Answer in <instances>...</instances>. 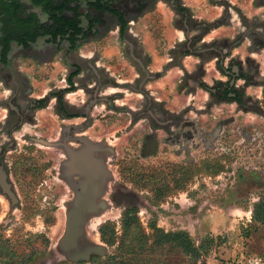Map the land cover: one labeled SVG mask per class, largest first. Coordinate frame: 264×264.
I'll return each instance as SVG.
<instances>
[{
    "label": "rangeland",
    "instance_id": "obj_1",
    "mask_svg": "<svg viewBox=\"0 0 264 264\" xmlns=\"http://www.w3.org/2000/svg\"><path fill=\"white\" fill-rule=\"evenodd\" d=\"M19 1L27 11L38 14L40 21L45 20V16L30 6L28 0ZM77 12L82 26L85 24L84 13L103 16L95 14L84 1L79 3ZM128 42L135 47L134 42ZM42 43V39H37L24 51L12 43L7 65L0 70V99L11 94L9 83L2 86V79L16 82L30 71H43L37 65L29 64L26 57L37 56ZM224 46H227L226 42H217L210 47ZM120 47L124 52V46L120 44ZM184 49L185 46H179L172 50V60L177 61ZM67 59L74 62L69 56ZM233 65L240 68L250 84H259L252 80L255 73L252 60H235ZM80 67L83 69L81 76L91 78L85 64ZM198 75V70L183 75L180 91L193 94L190 79ZM59 78L52 82L57 83ZM20 82L16 85H22ZM94 83L92 79L87 82L82 79L77 85L91 95ZM114 89L120 92L118 96L130 95L123 86ZM110 91V88L103 89L100 96H106ZM249 92L243 94L242 108L230 102L213 106L214 99L198 93L191 99L193 105L178 114L148 101L141 110L139 103L131 97L121 108L112 104L111 97L106 98L108 106L95 105L92 126L84 136L106 151L99 154L106 169L99 198L105 203V209L87 219L81 242L104 245L106 254L98 258L100 261L117 254L121 234L136 232L145 236L140 264H146L145 260L151 256L147 254L151 228L163 233H186L194 246L202 245L203 264H229L234 248L242 242L248 252L264 258V225L253 224L250 220L253 204L264 198L263 82ZM83 93L87 92H79L80 95ZM127 108L139 113L130 115ZM39 114L35 115L36 121L50 122V133L38 127H24L16 135L18 146L23 143L17 139L21 134L34 133L44 136L46 141L55 139L59 122L52 108L48 107ZM144 114L152 115L153 120L142 116ZM182 131L185 132V145L177 137ZM30 146L42 155L54 156V148ZM48 178L50 180L44 178V181H50L52 185L46 192L52 197L41 189L38 196H29L21 202L22 207L17 206L12 211L0 200V264H71L58 248L64 214L72 200L71 190L63 182ZM45 196L49 199L44 201ZM101 227H107V233L113 236L111 246L102 241ZM161 253L164 252L156 251L158 259ZM95 258L79 263L88 264ZM161 258L171 264H185V256L177 247H172Z\"/></svg>",
    "mask_w": 264,
    "mask_h": 264
},
{
    "label": "crops",
    "instance_id": "obj_2",
    "mask_svg": "<svg viewBox=\"0 0 264 264\" xmlns=\"http://www.w3.org/2000/svg\"><path fill=\"white\" fill-rule=\"evenodd\" d=\"M111 7L119 11L126 22L122 40L118 36L116 19L93 9L95 14L103 16L82 15L85 24H80L81 28H86L87 19H97L98 23L86 34L84 43H77L75 50L67 51L65 42L57 45L48 42L45 37L39 38L43 43L37 50L38 55L26 57L29 64L37 65L43 71H30L16 80L21 81L28 97L41 99L67 88V76L77 69L78 73L71 80L73 90L62 93L61 100L65 106L77 112V124L83 121L84 114L92 126L95 105L102 103L108 106L106 98L109 97L118 108L128 104L132 98L140 108L148 101L162 105L172 114L191 107V99L198 93L207 94L210 98L198 83L210 87L214 82L228 80L216 68L218 57L223 60V66L229 61L233 65L235 60H252L255 65L252 80L259 83L256 86H260L261 82L264 85V49L253 48L251 37L253 33H264V0H114ZM176 7L185 11L178 13ZM128 41L134 42L135 47ZM217 42H226L227 46L212 49L210 46ZM120 44L124 46V52ZM179 46H185V49L178 60L173 61L172 50ZM68 56L74 59L73 63L68 62ZM81 64H85L91 78L81 76ZM59 69L63 72H59ZM139 70L144 73L143 77ZM195 70L199 72L198 77L190 79L194 93H182L183 75L193 74ZM240 75H244L241 70ZM56 78L59 79L54 84L52 81ZM82 79L86 82L92 79L96 83L91 95L77 85ZM232 84L241 89L244 95L250 93L249 89L256 88L254 84L246 85L242 79H235ZM117 86L127 88L130 95L118 96L120 92L114 89ZM107 88L111 91L106 96H100V92ZM80 91L87 93L80 95ZM53 102L54 98L48 97L45 107L36 111L35 115L52 107ZM225 103L213 102L212 105ZM126 111L130 115L139 113L128 108ZM37 122L44 126L51 124L47 120Z\"/></svg>",
    "mask_w": 264,
    "mask_h": 264
},
{
    "label": "trees",
    "instance_id": "obj_3",
    "mask_svg": "<svg viewBox=\"0 0 264 264\" xmlns=\"http://www.w3.org/2000/svg\"><path fill=\"white\" fill-rule=\"evenodd\" d=\"M10 1L0 0V16L7 18L5 26H11L13 28L9 31L0 32V44L2 45L1 63L4 65H7L6 55L9 50V43H14L16 46L25 49L37 39L45 37L48 42L56 43L57 45L65 42L67 44V51L75 50L78 46L77 43H81L86 38V34L90 33L98 23L97 19H87L86 28H81L80 16L77 11L79 3L82 1L90 9L96 12L107 13L115 18L118 25V36L121 40L126 30V22L122 14L111 7L114 0H28L30 6L37 8L43 13L42 15L45 16L43 22L39 20L38 14L27 11V8L19 0H12L11 3ZM175 11L183 13L185 10L176 7ZM251 37L253 48L264 49V34L253 33ZM215 65L221 74L228 77V80L225 82H214L213 86L210 87L203 83H198L199 88L208 93L210 98L214 99L213 102H233L237 107L242 108L243 92L241 89L235 88L233 84L229 85V81L231 79L233 81L235 79H242L248 85L250 84L249 79L244 75L232 76L230 74L231 61L226 66H223V60L218 57ZM139 72L143 77L144 73L141 70ZM77 73L78 70L75 69L74 72L67 76V88L49 94L41 102H46L48 97H56L60 102L62 93L73 90L71 80ZM250 220L253 224L264 225V198L259 199L253 204ZM150 230L151 235L149 239L151 242L147 247V254L151 256L145 260L146 264H171L170 261L161 257H165L172 247L180 249L181 253L185 256V264H203L202 258L204 255L202 245L194 246L186 233H163L156 228H151ZM107 232V227H101L99 229L102 241L107 246H111L113 244V236ZM144 238V235L141 237L136 232L131 235L123 233L118 238L119 242L116 255L105 258L102 261L95 258L88 264H140L141 248L144 245ZM242 244L244 245V242ZM156 251L164 252L163 254H158L159 259L155 254Z\"/></svg>",
    "mask_w": 264,
    "mask_h": 264
},
{
    "label": "flooded vegetation",
    "instance_id": "obj_4",
    "mask_svg": "<svg viewBox=\"0 0 264 264\" xmlns=\"http://www.w3.org/2000/svg\"><path fill=\"white\" fill-rule=\"evenodd\" d=\"M38 12L41 15L43 14L39 10ZM6 22L7 18L0 16V32L13 29L11 26H5ZM11 46L12 43H9V50L6 55L7 61L12 52ZM1 47L2 45L0 44V70L6 67V65L1 63ZM20 49L24 51L27 48L20 47ZM230 74L232 76L240 75L238 66L232 65ZM5 83H9L11 94L0 99V111L3 112V114L0 113L2 114L0 116V200L10 206V211L13 208H17V206L22 207L21 202H24L29 196H38L41 189L52 197L53 195L46 192L47 188L51 189L52 183L44 181V178L50 180L49 176L57 182H63L65 187L71 190L70 193L73 199L76 192L79 191L81 183L84 181L83 176L79 172L87 171L90 162L91 166H93L92 161L94 158L97 159L100 166L99 174L102 173L105 176L102 181L106 179V169L102 159H100L101 157H99V154L106 151L99 147L101 146L100 144H97L99 146H95L84 136L91 126V121L87 115L83 114V121L77 124L75 122L78 117L76 115L77 112L65 106L61 98L59 102L56 97H53L54 102L51 107L54 117L59 122L56 126V132H54L56 134L55 139L46 141L44 136H38L34 133L21 134L17 139L22 140L23 143L18 146L15 142L16 135L24 127L30 129L38 127L39 130L50 133L51 128L49 125H41L35 118V112L43 109L46 102H41L43 98L32 99L28 97L21 82L22 85H16L18 82L9 81L4 78L1 80L2 86ZM145 105L146 103L141 107V110H143ZM142 116L149 115L144 114ZM149 118L153 120L152 115ZM183 122L181 123L182 128L184 127ZM169 126L177 125L170 124ZM161 129L165 130L164 127H161ZM177 137L179 138V142L185 145V140L183 139L185 132H180ZM44 142L52 144V146H45ZM30 145L54 148V156H49L47 153H43L42 155L36 148ZM70 152L76 153L75 163L73 164V161H70L69 158ZM45 154L46 156H44ZM52 175L55 177H52ZM47 199L49 198L45 196L44 201Z\"/></svg>",
    "mask_w": 264,
    "mask_h": 264
},
{
    "label": "water",
    "instance_id": "obj_5",
    "mask_svg": "<svg viewBox=\"0 0 264 264\" xmlns=\"http://www.w3.org/2000/svg\"><path fill=\"white\" fill-rule=\"evenodd\" d=\"M233 81L231 80L230 84ZM45 146L52 144L43 143ZM70 161L75 163L76 153H69ZM88 165L87 171L79 172L84 178L79 191L67 207L64 214L63 234L58 241V248L63 253L65 259L71 263L88 262L91 258L103 257L106 254L104 245L82 243L83 228L87 219L96 214L99 210L105 209V203L100 201L102 195L103 176L99 174V163L93 159ZM91 167L92 172H91Z\"/></svg>",
    "mask_w": 264,
    "mask_h": 264
},
{
    "label": "built area",
    "instance_id": "obj_6",
    "mask_svg": "<svg viewBox=\"0 0 264 264\" xmlns=\"http://www.w3.org/2000/svg\"><path fill=\"white\" fill-rule=\"evenodd\" d=\"M229 264H264V258L248 252L245 246L240 244L237 248H234Z\"/></svg>",
    "mask_w": 264,
    "mask_h": 264
}]
</instances>
